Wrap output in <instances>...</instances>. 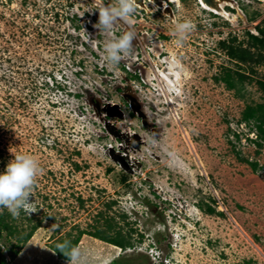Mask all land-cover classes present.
<instances>
[{
	"label": "rangeland",
	"instance_id": "1",
	"mask_svg": "<svg viewBox=\"0 0 264 264\" xmlns=\"http://www.w3.org/2000/svg\"><path fill=\"white\" fill-rule=\"evenodd\" d=\"M98 2L0 0V172L16 154L43 169L35 212L0 210L11 230L0 231L6 264H68L52 247L80 231L87 264H264V144L258 149L252 124L240 121L246 104L263 100L254 80L264 67L234 89L219 79L236 68L221 42L256 34L264 0L224 1L225 14L200 0L168 4L170 13L146 1L113 29L136 34L115 68L103 59L107 36L93 26ZM183 20L193 31L177 45L172 29ZM175 61L178 95L163 96L159 74ZM128 93L151 125L132 112ZM146 132L158 144L129 153L125 134ZM98 232L129 245L90 236Z\"/></svg>",
	"mask_w": 264,
	"mask_h": 264
},
{
	"label": "clouds",
	"instance_id": "2",
	"mask_svg": "<svg viewBox=\"0 0 264 264\" xmlns=\"http://www.w3.org/2000/svg\"><path fill=\"white\" fill-rule=\"evenodd\" d=\"M138 6L136 0H110L108 3L99 0L94 8L98 13V21L93 26L107 36L103 45V59L113 68L118 66L125 56L131 54L133 42L136 40V34L131 29L121 35H116L113 29L118 23L130 24ZM92 11L93 9L90 10ZM192 31L193 24L190 20L177 21L172 29L174 42L182 45ZM142 143L151 147L156 146L158 140L150 132H146ZM42 172L39 161L33 156L14 155L4 171L0 172V210L6 209L13 218H18L21 211H27L28 214L35 212L36 209L31 207L32 191L37 177ZM56 250L67 258L68 264H87V257L82 248L69 240L58 243Z\"/></svg>",
	"mask_w": 264,
	"mask_h": 264
},
{
	"label": "trees",
	"instance_id": "3",
	"mask_svg": "<svg viewBox=\"0 0 264 264\" xmlns=\"http://www.w3.org/2000/svg\"><path fill=\"white\" fill-rule=\"evenodd\" d=\"M255 30L256 34L248 33V41L245 44L239 43L238 45H234L230 42H221L226 56L236 66V68H224V74L219 78L225 83L228 89H234L236 84L242 85L248 79H254L250 77V75L256 74V70L258 68L264 67V24L256 26ZM254 82L259 91L263 94V100L259 103L246 104L241 113L240 121L246 123L247 125L252 124V131L254 132L255 139L250 140L258 149H260L264 144V79L257 78ZM244 161L250 165L251 169H257V162H250L248 160ZM208 212H213V209L208 208ZM36 227L37 225L33 227V230ZM2 229L8 230V233H11L9 226L0 221V231ZM82 234H85V232L80 231L76 238L69 241H71L72 244L77 245V242ZM31 235L32 233L29 232L19 241L25 242ZM90 236L109 244L119 246L122 249L129 245L126 241H123L120 238H107L106 235L99 234V232L90 234ZM65 240L67 239H63L59 243H62ZM52 250L60 259L67 261V258L56 250V246L52 247ZM11 257L14 258L15 254H12ZM0 264H6L5 258L1 253Z\"/></svg>",
	"mask_w": 264,
	"mask_h": 264
},
{
	"label": "bare ground",
	"instance_id": "4",
	"mask_svg": "<svg viewBox=\"0 0 264 264\" xmlns=\"http://www.w3.org/2000/svg\"><path fill=\"white\" fill-rule=\"evenodd\" d=\"M143 2H144V0H142ZM151 3H153V4H155L158 8H161L162 10H163V12L164 13H167L168 11H166V8H169L168 7V2L169 3H175V4H177V3H179V0H149ZM165 1V2H164ZM201 1V0H200ZM136 2H137V0H136ZM225 3V2H224ZM227 3V2H226ZM137 4L139 5V7H142L141 6V4H139L138 2H137ZM216 4H218V6L220 7V9H219V7H215L216 9H214V8H210V7H207L205 4H202L201 2H200V4L199 5H201V7L203 8V9H206V10H208V11H210V12H214V13H227V12H225V9H223V4H222V2H221V0H216ZM225 6V5H224ZM212 10V11H211ZM166 15V14H165ZM174 59V58H173ZM176 63V61L174 62V63H169L170 65H169V70H168V72H163V71H161L160 72V74H159V76H160V78H161V80L164 82V86H168V90L166 89V90H164L163 88H161V95H163V96H169V95H172V96H174V95H178V94H176L177 93V85H176V81H175V79H178V73H177V70H176V65L177 64H175ZM180 70V69H179ZM182 73V72H181ZM180 80V79H179ZM180 92V91H179ZM172 101H174L173 100V98H172ZM161 139V138H160ZM164 139V138H163ZM162 139V140H163ZM130 143V142H129ZM168 148V147H167ZM165 149V148H164ZM163 152V151H162ZM170 157H171V155H170ZM173 158V157H172ZM160 161V160H159ZM162 162V161H161ZM174 162H175V160H174ZM180 163H181V161H179ZM175 164V163H174ZM178 164V163H177ZM181 169V168H180ZM184 201V200H183Z\"/></svg>",
	"mask_w": 264,
	"mask_h": 264
},
{
	"label": "water",
	"instance_id": "5",
	"mask_svg": "<svg viewBox=\"0 0 264 264\" xmlns=\"http://www.w3.org/2000/svg\"><path fill=\"white\" fill-rule=\"evenodd\" d=\"M224 1H228V0H221V2H224ZM229 1H230V0H229ZM137 2H138L139 4H141V6H144V2H143L142 0H137ZM200 2H201L202 4H205L207 7H210V8H214V9H216L215 7H219L218 4H216V0H201ZM168 7H169V6H168ZM219 9H220V7H219ZM166 11H168V12L170 13V8H166ZM211 11H212V10H211ZM168 12H167V13H168ZM213 13H214V12H213ZM125 98H126V99H129L130 108H131L132 112H133L134 114H136L138 117L141 118L142 123L145 124V125L148 124V126L151 125V124L147 123V117H146L144 111H143L142 108H141V103H140L139 101H137V99H136L135 97L130 96V95H125ZM110 115H112V114L110 113ZM118 116L120 117L121 114H118ZM107 129H108V131L110 130L108 127H107ZM153 131H154V133H155V129H153ZM110 132H111V131H110ZM112 133H113V132H112ZM154 135H155V134H154ZM111 156H112V155H111ZM113 157H114V160H115L116 162H119V163L121 164V166H122L126 171L131 172V170H130V168L128 167V165H127L126 163H124V161L122 160V156H120V155H117V156L114 155ZM113 157H112V158H113Z\"/></svg>",
	"mask_w": 264,
	"mask_h": 264
},
{
	"label": "flooded vegetation",
	"instance_id": "6",
	"mask_svg": "<svg viewBox=\"0 0 264 264\" xmlns=\"http://www.w3.org/2000/svg\"><path fill=\"white\" fill-rule=\"evenodd\" d=\"M126 95H130V96H133L134 97V95L133 94H131V93H128V94H126ZM129 100V99H128ZM141 108H142V106H141ZM143 111H144V109H142ZM144 113H145V111H144ZM146 114V113H145ZM153 131V130H152ZM154 132V131H153ZM156 133V132H155ZM123 139H124V142H125V146L127 147V145L129 146L128 148H130V149H128V151H129V153H130V150H131V148L133 147V146H136L137 145V147H140L141 146V144L140 143H142V138H140L139 136L137 137V136H134L133 134L131 135L130 133H126L125 134V136L123 137ZM130 142V143H129ZM123 146V145H122ZM125 146H123V147H125ZM126 149V148H125ZM128 163V162H127ZM128 165V164H127ZM130 165V167H132V165L131 164H129ZM129 165H128V167H129ZM119 263L118 261H112V262H110V264H114V263Z\"/></svg>",
	"mask_w": 264,
	"mask_h": 264
},
{
	"label": "built area",
	"instance_id": "7",
	"mask_svg": "<svg viewBox=\"0 0 264 264\" xmlns=\"http://www.w3.org/2000/svg\"><path fill=\"white\" fill-rule=\"evenodd\" d=\"M146 1H147V2H150L149 0H144V4H145ZM164 2H165V1H164ZM168 4H170V3L168 2ZM138 8H139V6H138Z\"/></svg>",
	"mask_w": 264,
	"mask_h": 264
}]
</instances>
